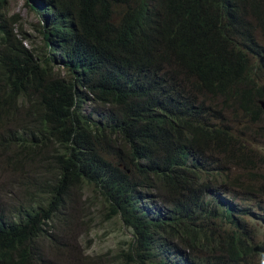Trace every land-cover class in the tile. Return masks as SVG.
Instances as JSON below:
<instances>
[{
	"label": "trees",
	"instance_id": "16d2710c",
	"mask_svg": "<svg viewBox=\"0 0 264 264\" xmlns=\"http://www.w3.org/2000/svg\"><path fill=\"white\" fill-rule=\"evenodd\" d=\"M25 2L40 45L0 0V158L24 192L0 202V264H62L40 240L85 193L129 234L115 264H264V214L224 193L262 188L230 166L264 161L238 119L264 120V0Z\"/></svg>",
	"mask_w": 264,
	"mask_h": 264
},
{
	"label": "rangeland",
	"instance_id": "374dc122",
	"mask_svg": "<svg viewBox=\"0 0 264 264\" xmlns=\"http://www.w3.org/2000/svg\"><path fill=\"white\" fill-rule=\"evenodd\" d=\"M5 10L8 16H18V24L25 32L26 44L29 47L41 44L35 26L40 17L27 6L25 0H9ZM260 81V84H264V76ZM220 107L223 110L221 104ZM105 111V109H95L93 115L98 118ZM238 119L241 129L249 140V145L254 148L258 156H264V133H262L264 120L253 123L243 116H239ZM1 163L0 158V202L10 207L24 197V192L19 185V174L2 169ZM220 163L225 164L223 161ZM230 167L231 172L245 183L252 180L255 172L262 175L261 179L256 180L262 188H259L260 193L254 194L255 197L248 192L249 185L242 189H228L224 193L229 200H232V196L236 193L237 202L253 206L257 214H264V161L255 163L242 161L239 165ZM217 189L222 188L217 186ZM74 205L76 207L69 209L61 222L58 218L54 219L53 223L56 227L41 238L40 246L46 248L45 252L50 259L52 254L59 256L62 264H83L88 261L87 256L90 258L96 256L98 259L95 264H115L113 257L124 245L123 240L129 239V234L121 229V223L116 219L110 220L106 217L103 204L97 197L94 199L90 193H85L81 198L76 197ZM247 220L256 226L257 239L264 242V221L254 217H247Z\"/></svg>",
	"mask_w": 264,
	"mask_h": 264
},
{
	"label": "water",
	"instance_id": "95a60500",
	"mask_svg": "<svg viewBox=\"0 0 264 264\" xmlns=\"http://www.w3.org/2000/svg\"><path fill=\"white\" fill-rule=\"evenodd\" d=\"M260 103H261V105H262V106H263V108H264V101H261Z\"/></svg>",
	"mask_w": 264,
	"mask_h": 264
}]
</instances>
